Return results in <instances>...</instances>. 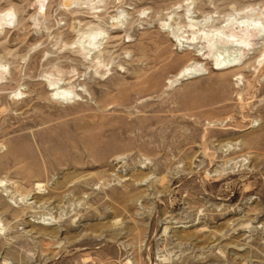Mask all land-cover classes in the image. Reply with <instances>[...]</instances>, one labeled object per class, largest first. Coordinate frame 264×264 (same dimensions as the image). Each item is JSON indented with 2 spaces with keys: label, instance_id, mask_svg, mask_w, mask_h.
Wrapping results in <instances>:
<instances>
[{
  "label": "rangeland",
  "instance_id": "obj_1",
  "mask_svg": "<svg viewBox=\"0 0 264 264\" xmlns=\"http://www.w3.org/2000/svg\"><path fill=\"white\" fill-rule=\"evenodd\" d=\"M8 3L0 264H264V34L221 69L201 39L264 0Z\"/></svg>",
  "mask_w": 264,
  "mask_h": 264
},
{
  "label": "bare ground",
  "instance_id": "obj_2",
  "mask_svg": "<svg viewBox=\"0 0 264 264\" xmlns=\"http://www.w3.org/2000/svg\"><path fill=\"white\" fill-rule=\"evenodd\" d=\"M189 13H187V17L189 19L188 23H189V27H191V29L193 27H196V26H198L200 28V26L204 22H206L208 20V18H206V17H202V19H195L194 18L195 15H190L191 13L190 14ZM262 13H264V10H263ZM244 18H242L243 20L240 21L239 23L237 22L238 24L236 23L237 24L236 28H238V30H240L243 33L241 35H238V33L235 34V31L232 28L233 26L232 27L231 26L227 27L228 28L227 32L224 30V28L216 29L215 31L212 32V34L201 32V39L205 43L204 45L208 48L209 53L213 56V62L211 64V68L212 69H221V68H223L225 66H231V65H234L236 63V61H238L237 58L239 56L238 57L237 56L231 57V54H228V55L226 54V55H223V57H220L219 53H217V52H218V47H220L219 45L221 43H225V44L228 43L229 47L231 45L233 47V49H235L236 51L240 52L241 50L243 51V49L246 46H248V44H250V41H248V40H250L249 39L250 38L249 35H253V37L259 38V37H261L264 34V21L262 20V18H260V17L251 18L248 15H246L245 19ZM238 30H236V31H238ZM197 31L200 32V30H197ZM198 32L195 31L194 32L195 35ZM93 36H94V34H91V35H88V36L86 35L87 40H86L85 44L97 46L98 42L96 43V45L94 44L95 41L93 42V40H94L95 36H94V38H93ZM178 40H180L183 43L187 42V40H185V39H184L185 41H182L181 39H178ZM78 43H79L81 48H83L85 46L84 42L82 40H78ZM222 45H224V44H222ZM226 47H225V49H226ZM88 48H89V46H88ZM223 53H220V54H223ZM237 54H239V53H237ZM239 60H240V58H239ZM203 70H205V69L201 65H199L198 63L194 64V62L193 63L191 62V64H187L184 67H182L172 77V79H170L168 81V83H178V82H180L182 80L194 77L195 75H197L198 73L202 72ZM53 85H55V83ZM68 90L69 89H67L65 91H68ZM61 91H64V90H61ZM55 92H60V90H57V87H55V91L53 93H55ZM37 186L39 188V185H37Z\"/></svg>",
  "mask_w": 264,
  "mask_h": 264
},
{
  "label": "clouds",
  "instance_id": "obj_3",
  "mask_svg": "<svg viewBox=\"0 0 264 264\" xmlns=\"http://www.w3.org/2000/svg\"><path fill=\"white\" fill-rule=\"evenodd\" d=\"M5 3V0H0V4ZM43 11V8H41ZM0 16L4 17V23L10 24L15 19V5L8 3L7 6L0 7ZM99 67H104V65H99ZM99 75V72H97ZM51 87H55V85H51ZM73 92L72 91H60L53 93V99H61L65 102L72 103ZM77 100L80 99L79 96L76 97Z\"/></svg>",
  "mask_w": 264,
  "mask_h": 264
}]
</instances>
